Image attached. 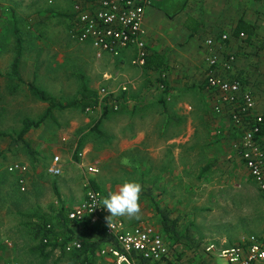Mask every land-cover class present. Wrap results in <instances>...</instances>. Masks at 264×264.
<instances>
[{
	"label": "rangeland",
	"instance_id": "374dc122",
	"mask_svg": "<svg viewBox=\"0 0 264 264\" xmlns=\"http://www.w3.org/2000/svg\"><path fill=\"white\" fill-rule=\"evenodd\" d=\"M74 1L0 0V132L9 133L0 136V264H76L71 254L63 253L60 248L46 259L38 252H33L32 246L38 240L34 239L27 222L33 217L41 223L51 222L55 229L63 232L58 238L59 242L69 238V242L77 239L85 242L87 238L82 235L81 230L68 224L72 234V231H66L60 225L52 212L56 209V202L60 206L64 203L68 212L76 206H70V202L66 200L69 193L77 192L78 196L83 197L88 187L93 186L102 190L106 197L126 180L138 182L142 186L140 218L123 217L126 222L134 224L144 220L162 228L161 215L152 203V198H155L164 212L178 221L179 237H167L169 241L179 244L176 255L180 262L187 259L191 264H226L217 251H207L206 246L210 243L217 245V242L218 247H222L219 244L221 242L233 246L249 236L264 235V196L248 177L247 170L238 157L239 136L234 123L228 118L216 114H189V121L183 114H173L174 118L164 126V132L165 135L169 133L174 136V143L169 144L166 151L165 147L157 143L162 156L167 157L170 150H174L176 165L173 167L168 165L170 161L167 159H149V152L154 151L136 154L132 151L126 163L122 156V128L119 129L118 120L108 118L105 128L99 125L97 130L80 129L76 132L68 125V120L74 115L82 120L85 114H71L67 110H55L39 128L32 129L27 134L36 149V163L25 147L9 149L10 134L16 135L25 118L38 119L45 107L49 106L48 102L39 101L27 85L17 82L18 79L10 75L15 56L11 29L15 25L21 32L23 59L27 62V70L32 68L34 58L45 64L49 56L46 57L44 52L41 55L37 52L38 38L45 42L43 46H49V43L53 46L55 33L49 37H39L46 33L36 22L37 18H45L46 15V18L54 20L62 13H72ZM261 2L263 0H255L252 9L255 8L254 11L262 14L263 7L259 8L257 5ZM179 3L180 1L169 5L180 6ZM152 6H157L156 0L147 9ZM28 19L33 22H30L32 25L27 29L25 26ZM260 27L251 41H241L245 43V47L237 53L243 60H248L241 66L252 71L250 77L249 74L245 76L258 96L259 105L264 108V21L259 24ZM88 50L95 56L93 47L89 46ZM56 57L57 55L51 56L52 59ZM106 67L114 69L108 64L99 69ZM81 69L82 67L79 72L84 76ZM112 73L113 76L119 75L115 70ZM104 84H97L98 91ZM105 87L113 94L122 91V84L116 91H113L112 84ZM43 88L62 101L71 99L77 91L74 79L62 86ZM108 108L115 111L109 105ZM62 147H67L76 164L56 175L49 171L48 163L56 154H61L56 151ZM81 147L86 149V161L78 155L82 151L79 149ZM182 158L187 161L186 169L178 165ZM87 159L97 165L95 175L88 171L90 163ZM15 162H24L29 166L30 177L25 191L18 184L19 172L9 170V166ZM207 166L209 168L205 169ZM46 171L51 176L41 174ZM97 258L98 261L101 260L99 254Z\"/></svg>",
	"mask_w": 264,
	"mask_h": 264
},
{
	"label": "crops",
	"instance_id": "0c3cea01",
	"mask_svg": "<svg viewBox=\"0 0 264 264\" xmlns=\"http://www.w3.org/2000/svg\"><path fill=\"white\" fill-rule=\"evenodd\" d=\"M153 1L154 0H151V3ZM178 1H180V6L169 5ZM254 3L255 0H156V7L152 6L146 9L144 39L148 46L149 55L152 53L166 55L169 68L166 73L167 86L165 87L157 81V71L148 69L144 66L140 67L132 63L133 58L136 56V47L134 45L123 50L120 57H113L108 53L98 56L97 50L90 42H82L74 38L70 33L74 20L73 11L72 13H62L63 15L56 17L54 20L46 18L48 17L46 15H43L45 18H37L38 20L36 22L42 27L41 30L46 33L45 35L40 34L39 37H49L53 32L55 33V44L53 46L50 43L49 46L45 44V46H43L45 42H42L38 38L39 44L37 52L39 55L44 52L46 57L49 56V59L46 58V63L42 64L39 60L35 61L34 58L31 62L32 68L27 70V62L23 59L24 44L22 39V61L19 65L22 80L13 75L12 72L10 75L17 78V82L27 86L28 83L35 82L42 88L45 86H62L63 83H66L68 80L72 81V79H74L77 91L76 94L67 101L73 100L79 95L83 82H86L87 86L92 90L97 89V84L99 82H104L105 84L103 86L112 84L113 91L118 90L121 84L122 87L126 86V90L122 89V91L120 90L118 93V96L122 100L120 109L117 111L109 109L107 114L111 115H105L108 116L105 119V116L103 117L104 108H102L104 106L101 107L99 104L95 107H87L85 110L77 107L63 109L69 111L71 114H85L82 116V120L79 119L78 115H74V117L68 120V125L74 128L76 132L80 131V129H86L84 131H90L91 129L97 130L99 125L104 127L108 123V118H115L116 121H119H117L119 123V129L122 128V156L126 163H128L127 157L130 156L132 151L135 154L137 152L143 153L145 151L147 153L148 151H154L149 152V159H167V161H170L168 165L173 167L176 165L174 150L171 149L170 155L168 154L167 157H165L162 156V153L157 149V143L165 147V151L169 144L174 143V136H170L169 133L165 135L164 132V126L167 125L169 120L174 118L173 114H183L189 121V114H216L213 110L215 95L208 88L205 78L208 68L206 56L209 51L205 46V40L214 36L220 38L222 33H228L230 35V42L223 47L222 52H240V50L245 47V43H241L243 40L235 33L239 20L244 19L248 23L255 25L256 33L261 29V27L259 28V24L264 21V0L260 4H257L259 8L263 7L262 14L261 12L254 11L255 8L252 9ZM174 7L176 9H174ZM162 8H164L165 11ZM166 10L168 11L166 12ZM31 21V19H28V24L25 28L28 29L31 27ZM11 30L15 43V60L17 47L16 38L17 34L21 36V32L18 26L15 25H13ZM16 31L18 33H16ZM262 31H264V29H262ZM89 46L95 49V56L88 50ZM12 49H14V47H12ZM52 55H57V57L52 59ZM247 62L248 60H243L239 57L238 68L243 75L249 74L250 77L252 71L241 66V64ZM107 64L112 65L114 69L110 67L102 68V70L99 69L100 66L102 67V65ZM80 67H82L81 70H83L82 74L84 76L79 72ZM105 69H108V71H105ZM114 70L119 72V75L113 76L114 74L112 72ZM250 86L252 87V84ZM96 91L98 93V89ZM207 93L211 98H209ZM53 95L55 96V94ZM259 107L264 111L261 104ZM46 109L47 106L43 111L45 112ZM55 110L58 111L61 109H52L51 116ZM89 114L98 115L89 116ZM99 121L100 123L96 128L95 126ZM131 128L133 131H130ZM66 148L67 147H62L56 151L61 152V154L56 155L61 157L62 173L66 172L68 166L70 167L76 164V161L73 159L72 155L68 153ZM79 149H82L84 153L83 157L80 158L86 161V149H84V147ZM187 151L189 152V150ZM53 158L48 163L49 168L54 163ZM77 159L79 160L78 157ZM178 163V165L183 166L184 169L188 167L187 161L184 158H182L180 162L178 161ZM241 163L246 169L243 162ZM89 165L97 167L95 163H90ZM141 165L143 164L141 163ZM43 173L44 176H51L47 171L41 172V174ZM96 173H91V175H95ZM247 175L253 183H255L251 176L249 174ZM29 177L30 174L28 172L27 183ZM68 182H71V180ZM58 194L59 192L57 195ZM83 197L80 195L78 196L77 192H71L67 195L66 200L70 202V206H77L79 202L82 201ZM64 206V203L60 206V203L56 202L54 206L56 209L52 212L56 215ZM63 210L66 211L65 208ZM108 215L109 213L107 212L106 216ZM119 218L126 222L123 217ZM57 220L59 219L57 218ZM32 221L37 222L38 219L33 217ZM141 221L144 220H140L139 222ZM126 223L130 224L128 221ZM159 228L162 230L161 227ZM58 240L59 239H57V241ZM219 244H221L222 247L231 246L225 245L223 242ZM58 249L59 248H57L55 252H57Z\"/></svg>",
	"mask_w": 264,
	"mask_h": 264
},
{
	"label": "built area",
	"instance_id": "2783aa9c",
	"mask_svg": "<svg viewBox=\"0 0 264 264\" xmlns=\"http://www.w3.org/2000/svg\"><path fill=\"white\" fill-rule=\"evenodd\" d=\"M151 0H75L73 4V23L71 35L79 41L90 42L98 56L108 53L120 57L123 50L134 45L136 56L132 63L145 66L148 55L144 39V21L147 7ZM247 40V34L238 36ZM230 42V35L222 33L220 38L209 37L205 40L208 54L206 82L215 95L213 110L216 114L231 120L239 136L238 157L246 167L248 174L264 196V111L259 107L254 89L248 78L238 68L237 52H222ZM163 86V85H162ZM123 90L127 87L123 86ZM103 86L98 91L99 106L109 105L117 111L121 107V98ZM83 157V151L78 153ZM49 171L62 173L61 157L55 155ZM92 174L98 171L89 165ZM10 171L19 172L18 184L26 190L29 166L24 162H15ZM105 195L102 190L89 186L85 198L68 212L71 226L84 229L102 225L108 236V242L98 252L101 257L96 264H191L190 260L181 261L176 255L178 243L170 244L162 230L150 222L141 221L128 224L120 218L112 220V225L105 220L107 211L102 204ZM47 224V229L52 228ZM45 241H49L45 238ZM83 241L73 240L66 244V251L81 248ZM207 251H217L226 264H264V235H252L243 242L218 247L210 243Z\"/></svg>",
	"mask_w": 264,
	"mask_h": 264
},
{
	"label": "trees",
	"instance_id": "16d2710c",
	"mask_svg": "<svg viewBox=\"0 0 264 264\" xmlns=\"http://www.w3.org/2000/svg\"><path fill=\"white\" fill-rule=\"evenodd\" d=\"M17 31L16 33H18ZM242 32L247 34V41H251V39L256 33V26L248 23L244 19H240L236 26L235 33L239 36ZM16 41V58L12 64V74L22 80L19 71V65L22 61L23 45L22 38L19 34H17ZM144 67L157 71V81L161 83V85H163L164 87L167 86L166 73L168 72L169 67L166 61V55L159 53H152L150 55L148 54ZM28 86L29 90L36 98L41 101L48 102L49 106L42 114V116H40L38 119H32L29 117L25 118L23 121L22 128L18 133H16V135L10 134L11 142L9 144V149L13 150L15 148L23 146L32 156L33 161L36 162V149L32 145V141L27 138V134L32 129L39 128L41 124L44 123L51 116L52 109L58 108L63 110L70 107H77L81 108L82 110H85L87 107L97 106L99 104V96L96 90H92L87 86L86 82H83L79 95L75 99L67 102H63L57 99V97H55L51 92L38 86L35 82L28 83ZM108 112L109 108L106 104L104 106L103 117L107 115ZM99 123L100 121L96 124V128ZM2 135H9V133L0 132V136ZM208 168L209 167L207 166L205 169ZM152 203L155 206V209L161 215L162 232L166 240L170 242V244H174L175 242L169 241L168 237H179V233L177 231V219L171 218L168 213L164 212L163 208L160 206V204L156 201L155 198H152ZM63 209L64 208H61L59 213L56 214V218L59 219L62 227L66 231L71 232L72 230L69 228L68 225L70 224V221L68 219V212L70 210L66 212ZM27 223L30 226V230L33 234L34 239L38 240V243L32 246V251L38 252V254L45 259L49 258L57 248H60L63 253H70L72 260L76 264H96V262L98 261V250L108 242V236L105 234L104 227L102 225L90 227L89 225L85 224L84 229H80L81 232H83L82 235L87 238L86 241L83 242L82 247L79 249L74 248L71 251H66V244L70 241L69 239L71 238L65 239L62 242H59V240L57 241L58 237L61 236L63 232L55 229L51 222L41 223L39 221L33 222L32 220H30ZM47 224H51L53 227L47 229ZM45 238H48L49 241L46 242Z\"/></svg>",
	"mask_w": 264,
	"mask_h": 264
},
{
	"label": "clouds",
	"instance_id": "9594fccd",
	"mask_svg": "<svg viewBox=\"0 0 264 264\" xmlns=\"http://www.w3.org/2000/svg\"><path fill=\"white\" fill-rule=\"evenodd\" d=\"M142 186L135 181H125L115 191L109 192L102 202L106 211L110 214L106 220L112 225L113 218L126 217L139 219L141 212L140 194Z\"/></svg>",
	"mask_w": 264,
	"mask_h": 264
}]
</instances>
